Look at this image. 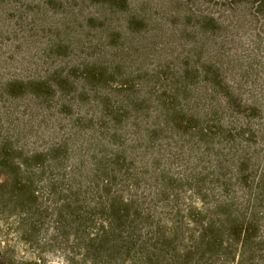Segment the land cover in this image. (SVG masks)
<instances>
[{"label": "trees", "instance_id": "16d2710c", "mask_svg": "<svg viewBox=\"0 0 264 264\" xmlns=\"http://www.w3.org/2000/svg\"><path fill=\"white\" fill-rule=\"evenodd\" d=\"M59 1L76 3L80 12L66 16L64 24L95 31L90 44L83 48L87 62H64L69 69H82L81 75H62L57 69L53 80L29 77L25 82L16 79L13 85L52 95L68 87L89 96L88 106L78 102L84 110V129L52 145L61 150V155L63 152L62 156H55L56 148L50 150L57 166H69V184L98 193L102 215L108 218L113 233L115 224L156 225L150 232L158 242L154 247H144L153 253L173 248L177 252L173 264H264V237L260 235L264 222L263 178L258 176L244 187L247 199L234 194L248 180L242 175L243 161L248 159L238 140L248 125L232 109L239 92L233 96L226 85L228 94L222 95L212 83L213 77H208L210 81L177 77L183 71H174L179 57H167L153 71L148 70L144 58L158 43L168 48L190 43L195 54L194 72L201 70V56L208 53L211 65L205 72L209 76L216 72L226 81L233 75L232 67L225 66L228 48L223 49L228 32L205 10L211 3H231L230 15H239L242 7L237 0H166L165 7L158 0ZM243 2L248 20L261 18L264 32V0ZM85 8L90 10L84 12ZM79 49L77 45L62 49L54 46L47 54L77 53ZM32 50V46L19 43L10 50L8 63L3 61L2 65H12L20 54ZM95 95L97 100L93 99ZM34 103L40 106V102ZM66 106L71 109L74 105ZM187 114L189 122H206L201 137H196L199 140L190 145L191 154L198 161L202 159L204 167L173 176L164 169L160 154L166 142L173 144L178 154L185 143H192L183 141L175 126ZM210 125L211 129L227 126V133L222 132L229 135L227 140L221 134H211ZM182 188L197 192L202 206L183 203ZM164 222L170 227L161 228ZM115 230L120 234L114 239L115 246H120L122 231ZM106 238H102V244Z\"/></svg>", "mask_w": 264, "mask_h": 264}, {"label": "rangeland", "instance_id": "374dc122", "mask_svg": "<svg viewBox=\"0 0 264 264\" xmlns=\"http://www.w3.org/2000/svg\"><path fill=\"white\" fill-rule=\"evenodd\" d=\"M158 1L162 4L166 0ZM236 3L242 7L239 15H230L231 3L216 6L211 3L205 10L228 32L225 36L228 42L223 49L228 48L225 66L232 67L233 75L226 81H222L216 72L211 76L205 72L210 71L211 65L208 53L201 56V70L194 72L195 54L190 43H177L171 48L158 43L144 58L149 63L148 70L153 71L165 63L169 59L167 57H179L174 71H183L176 74L177 77L196 81L213 77L212 83L222 90V95L228 94L226 85L233 96L239 92L232 109L248 125L242 129L244 135L238 138L241 142L239 147L248 159L243 161L242 174L248 180L247 183L242 182L234 194L247 199L249 194L246 197L244 187L247 188L258 176L263 178L264 184V32L263 20L255 18L249 21L246 15L249 12L244 14L243 0ZM77 7L74 2L59 0H0V264H173L177 259L173 248L153 253L144 247H154L158 242L150 232L156 225L115 224L113 233L108 218L102 215L104 210L98 193L86 191L77 184L70 185L72 175L69 166H57L58 162H53L51 156L54 153L50 150L56 148L55 156H62L63 152L61 155V150L52 145L61 143L86 126L84 110L79 103L88 106L89 96L78 90L76 93L68 90V87L52 95L13 85L16 79L25 82L29 77L53 80L52 75L57 69L62 71V75L65 72L81 75L82 69H69L64 62L71 65L86 63L83 48L90 44L95 31L64 24L66 16L80 14ZM88 10L90 8H85L84 12ZM19 43L32 46V53L23 54L29 56L20 54L18 61L4 67L2 62L8 63L10 50ZM65 45H77L80 49L77 53L71 50L66 54H47L49 48L62 49ZM93 99L97 100L96 95ZM33 101L40 102V106ZM67 103L74 106L70 109ZM189 119L187 114L181 124L175 126L179 127L182 140H192V143L181 146L182 152L178 154L173 144L166 142L160 154L164 169L173 176L180 177L189 170L193 172L204 167L203 160L198 161L191 154L190 145L195 139L199 140L196 137H201L206 122L198 125ZM192 120L197 121L195 118ZM211 126L208 128L211 134L229 137L222 134L227 133L224 129L227 126H214L213 129ZM262 192L264 195V188ZM181 195L183 203L196 208L202 206L197 192L182 188ZM159 226L166 229L170 224L164 222ZM115 229L122 231L120 246H115L114 239L120 236ZM260 235L264 237V222Z\"/></svg>", "mask_w": 264, "mask_h": 264}]
</instances>
